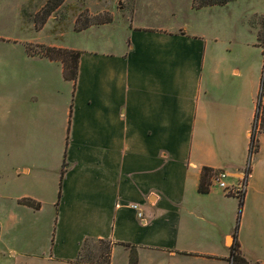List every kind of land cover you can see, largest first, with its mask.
Returning a JSON list of instances; mask_svg holds the SVG:
<instances>
[{"label": "crops", "instance_id": "0c3cea01", "mask_svg": "<svg viewBox=\"0 0 264 264\" xmlns=\"http://www.w3.org/2000/svg\"><path fill=\"white\" fill-rule=\"evenodd\" d=\"M134 19L123 49L66 45V29L52 44L27 41L80 51L76 82L27 47L26 64L0 66V264H80L86 240L111 242V264H131L132 248L136 264H231L235 243L264 264V133L256 161L249 152L263 60L245 79L231 39L216 50V36ZM257 44L238 53L263 57ZM248 165L242 207L216 185L199 191L204 166L228 171L233 186ZM48 226L52 239L40 242Z\"/></svg>", "mask_w": 264, "mask_h": 264}, {"label": "rangeland", "instance_id": "374dc122", "mask_svg": "<svg viewBox=\"0 0 264 264\" xmlns=\"http://www.w3.org/2000/svg\"><path fill=\"white\" fill-rule=\"evenodd\" d=\"M135 1L65 0L46 18L45 14L52 0H0V35L18 37L23 41L17 44L0 41V66L26 64L27 59L24 56H18L19 52L24 54L26 47L31 53L42 49L40 44L35 42L27 44V41L33 38L46 44L55 43L57 39L54 32L56 33L57 29H66L65 37L59 39L72 47L91 50L96 47L111 46L123 49L126 28L130 19L135 17L134 23L183 26L190 33L210 34V38L216 36L219 39L218 45L214 47L216 50L223 47L225 41L228 42L231 39L233 41L231 45L233 55H229L232 58L231 65L240 68L243 75L246 74L245 79L250 75L260 74L261 60H263L260 52L253 49L251 53L241 54L238 53V49L244 48L241 44L246 40L256 39V35L264 39V0H249L246 6L199 11L190 8V1L193 7V0H152L151 3L148 0H139L134 16L131 10ZM53 16L55 19L38 33L36 31L39 29L38 25L45 19L47 23ZM110 23L111 25L108 26H100ZM96 25L100 27L83 32L76 31L85 26L89 28ZM8 50H17V54L9 55L6 53ZM222 65L225 66V64ZM248 98H250L249 95ZM261 147L264 155V140H261ZM256 160L257 156H254L250 162ZM48 227L41 233L43 238L40 242L45 240L46 243L48 239H52V230L50 226ZM104 249V244L91 240L84 253L91 254L89 256L97 261Z\"/></svg>", "mask_w": 264, "mask_h": 264}, {"label": "trees", "instance_id": "16d2710c", "mask_svg": "<svg viewBox=\"0 0 264 264\" xmlns=\"http://www.w3.org/2000/svg\"><path fill=\"white\" fill-rule=\"evenodd\" d=\"M65 0H52L51 6L46 11V18L49 17L59 6L64 3ZM235 0H193V8L201 9L208 6H224ZM46 20V19H45ZM45 20L38 25V28H42L45 24ZM88 26L83 27L79 30L87 29ZM78 30V31H79ZM258 46L262 48L263 55V68L262 76L260 82V89L257 95L256 100V110L254 115V121L252 124V133L250 137V160L253 154L257 153L260 148V136L264 133V39L258 35ZM42 55H45L51 59L59 60L63 63L64 66V77L68 80L76 82L78 76V65L81 56V52L77 50H71L66 48L50 47L41 45ZM217 170L204 166L201 173V179L199 184V191L202 193H207L210 191L212 178ZM24 203L28 204L33 208H40V203L31 199L23 200ZM243 205V198H240V207ZM89 240H86L84 243L80 254L78 256L77 262L80 264H111V250L112 243L106 240H99L101 244H104L105 249L100 253L98 260L94 261L91 258V254H85V249L88 245ZM100 258V259H99ZM231 264H263L260 262H250L248 261L241 253L240 246L238 243H235L231 247L230 253ZM131 264L137 263V252L135 248L131 249L130 255Z\"/></svg>", "mask_w": 264, "mask_h": 264}, {"label": "built area", "instance_id": "2783aa9c", "mask_svg": "<svg viewBox=\"0 0 264 264\" xmlns=\"http://www.w3.org/2000/svg\"><path fill=\"white\" fill-rule=\"evenodd\" d=\"M250 174H251V169L250 166L248 165L241 172L238 183L236 185L230 186L227 182V179L230 175L229 172L226 170H217L212 178L211 186L216 185L222 190H224V192H226V194L228 195H234L243 198L247 189V184ZM131 206L132 208L138 211V216L143 219L144 213L140 210L138 205L132 204Z\"/></svg>", "mask_w": 264, "mask_h": 264}]
</instances>
